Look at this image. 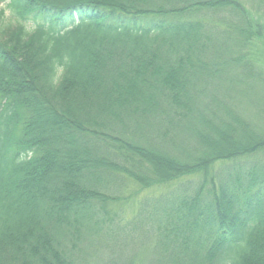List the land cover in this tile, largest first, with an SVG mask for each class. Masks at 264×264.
Returning <instances> with one entry per match:
<instances>
[{
  "label": "trees",
  "instance_id": "16d2710c",
  "mask_svg": "<svg viewBox=\"0 0 264 264\" xmlns=\"http://www.w3.org/2000/svg\"><path fill=\"white\" fill-rule=\"evenodd\" d=\"M0 2V264H264V171L213 169L264 151V101L201 99L261 36L237 0Z\"/></svg>",
  "mask_w": 264,
  "mask_h": 264
},
{
  "label": "rangeland",
  "instance_id": "374dc122",
  "mask_svg": "<svg viewBox=\"0 0 264 264\" xmlns=\"http://www.w3.org/2000/svg\"><path fill=\"white\" fill-rule=\"evenodd\" d=\"M243 8L246 9L247 19L252 18L254 25L259 26L261 31L260 37H251L250 41L245 43L244 46H240L244 52L245 59H239L234 63H230L221 73L217 74L210 83L204 88V92L201 95V99L208 100L211 98L210 92L216 90L218 98L227 99L234 106L243 105L242 101L245 97L253 101L252 94L259 97L260 100L264 101V92L263 89V80H264V0H237ZM6 14L7 11H5ZM235 17L229 20V25L235 27L239 23V13L234 12ZM237 44H232V48L235 50ZM233 50H228L227 54L231 53ZM233 54H236L234 52ZM253 75H256L253 77ZM244 89L242 96L238 93V89ZM247 90V94H246ZM263 92V94L261 93ZM261 97H260V96ZM240 99V100H239ZM248 107V105H247ZM257 109V103L251 102L250 106L246 111H251L252 113ZM256 114V112H254ZM217 162L213 165L214 171H219L221 167L227 165H243V171H248L251 165H258L257 171H264V151L255 154L254 156L240 157L234 159L233 161L226 162ZM262 165V166H260ZM260 166V167H259ZM171 186H162V187H152L149 189H143L138 194L139 197L149 195V194H159L160 192L165 191ZM129 190H127L128 192ZM121 195V198L117 200V204H111V208L128 218L132 215L129 212L132 207L135 206V203L139 201L135 193L132 196L122 200L123 196L126 194L118 193ZM110 244V243H109ZM112 245V244H111ZM114 246V245H112ZM120 252V254H119ZM83 264H150L152 256L150 255V246L149 244L144 247L133 249L130 251L129 245L126 248L119 249L110 247L108 244L96 243L88 252H86L85 257L83 258ZM82 262V261H81ZM132 262V263H131Z\"/></svg>",
  "mask_w": 264,
  "mask_h": 264
},
{
  "label": "clouds",
  "instance_id": "9594fccd",
  "mask_svg": "<svg viewBox=\"0 0 264 264\" xmlns=\"http://www.w3.org/2000/svg\"><path fill=\"white\" fill-rule=\"evenodd\" d=\"M0 8H5V4L0 2ZM6 11L8 14H11V9H7ZM33 27H34V25H33Z\"/></svg>",
  "mask_w": 264,
  "mask_h": 264
}]
</instances>
